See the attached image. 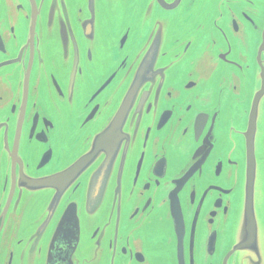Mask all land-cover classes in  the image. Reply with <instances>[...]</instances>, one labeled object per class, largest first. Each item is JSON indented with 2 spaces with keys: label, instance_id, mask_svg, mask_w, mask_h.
<instances>
[{
  "label": "water",
  "instance_id": "obj_1",
  "mask_svg": "<svg viewBox=\"0 0 264 264\" xmlns=\"http://www.w3.org/2000/svg\"><path fill=\"white\" fill-rule=\"evenodd\" d=\"M70 1L74 32L65 0H45L39 12L30 0H0V53L4 51L2 32L7 36L8 27L16 29L20 24H29L33 34L36 26H48L53 53L51 74L56 78L43 91L48 93V104L61 98L62 82L58 79L67 73L69 81L63 83L68 87L65 90L68 114L73 100L79 98L86 84L82 81V61L87 60L81 50L80 54L79 50H72L73 39L78 34L85 47L92 45V57H95L101 49L94 36L95 22L100 31L103 28L107 40L124 26L129 0H99L103 7L99 11L96 0ZM180 1L171 0L170 4ZM155 3L167 4L166 0ZM65 25L69 30L67 39ZM128 34L130 28L120 38L121 51ZM156 45L155 38L147 44L148 51L132 62L125 59L127 70L105 96V101L87 113L82 125L88 126L80 131L81 136L65 166L57 165L51 171L49 139L43 129L34 128L37 114L32 115L29 123L26 120L25 137L39 145L37 150L33 146L29 149L35 151L32 167L45 174L35 178L23 167L22 156L29 151L20 149L23 136L19 135L27 83L33 88L29 99L42 97L36 88L40 72H31L28 68L23 77L21 115L14 126L12 145L7 140L2 143L9 171L6 179H10L11 188L5 207L0 210V218L7 219L0 244V264H40L38 252L29 246L37 236L31 237L28 230H18L19 223L26 225L33 216L49 221V236L43 248L45 264H127L118 256L113 260L117 251L127 253L125 247L119 248L116 240L122 239L125 233L134 234L145 228L147 234L153 235L150 239L165 236L169 249L173 243L176 253L172 264H218L220 246L225 244L226 248L229 238L230 246L222 264H264V73L246 123L224 121L219 128L216 114L210 123L192 116L187 123L184 117H173L171 109L160 105V89L166 72L159 75L152 71L157 61L154 59ZM16 62V58L8 61L10 65ZM76 73L81 89L75 88ZM12 78L11 89L17 84V76ZM151 80L157 84L156 100L148 89ZM109 82L107 78L105 85ZM165 92L168 97L173 94L170 102L177 104L174 97L178 90L174 92L170 88ZM6 106L16 112L15 105L7 103ZM42 126L50 127L51 123L44 119ZM3 127L7 132L8 125ZM225 129L229 131L228 137ZM2 163L0 154V167ZM0 182L4 193L6 183L1 172ZM14 191L16 199L9 215L6 212ZM42 227L40 230L45 233ZM20 236L26 240L22 241ZM196 238L200 243L197 259L194 258ZM188 240L192 244L190 255L186 254ZM136 252L141 258L138 261L143 262L142 253ZM241 256L245 260L240 261Z\"/></svg>",
  "mask_w": 264,
  "mask_h": 264
},
{
  "label": "flooded vegetation",
  "instance_id": "obj_2",
  "mask_svg": "<svg viewBox=\"0 0 264 264\" xmlns=\"http://www.w3.org/2000/svg\"><path fill=\"white\" fill-rule=\"evenodd\" d=\"M39 12L45 0H30ZM60 2L64 0H59ZM68 13L71 19L73 32L76 26L72 19L71 1L65 0ZM152 0H129L124 12V26L114 31L107 40L103 36L99 25L95 22V39H98V46L101 47L95 57L93 46H84L77 34L76 39L71 43L72 50H80L84 53L82 61L84 76L82 81L85 87L80 88L78 82L79 74L76 73L75 88L81 89L80 96L73 100L70 114H68V101L66 96L68 83L67 73L62 77L59 75L58 81L61 90V98L48 104V93L43 91L46 84H50L56 78L51 74L53 57L50 46V30L48 26H36L31 34L29 24H20L17 28L8 27L6 34L2 32L3 49L0 53V154L3 163L0 172L4 175L6 190L3 192L2 182H0V210L7 202L10 179L7 170L6 155L2 151V143L8 141L11 147L13 134H15V124L21 115L19 107L23 101V77L30 68L31 72H40V83L36 86L42 93L38 100L29 99L30 90L33 88L27 83L28 94L25 99L23 110V124L21 133L22 145L20 149L26 148L28 151L33 146L34 150L39 145L33 140L29 141L23 132L26 120L30 122L32 115L37 114L38 120L34 128L37 131L43 129V133L49 139L52 150L51 171L57 165L65 166L72 156L76 141L81 136L80 131L88 124L82 125L90 110L102 104L105 96L114 87L127 70L126 60L132 62L142 52L148 51L147 44L156 38L155 58L152 71L154 74L166 72L164 85L160 89V105L167 110L171 109L170 115L173 117H184L187 123L193 118H201V122L210 123L213 114H216V122L219 128L224 121L228 123H246L254 95L257 88L262 84V72L264 73V0H181L171 6V0H166L167 4L156 5ZM98 11L103 9L102 3L96 0ZM151 5V7H149ZM31 12H29V17ZM130 28L127 41L122 46L120 38ZM1 35V33H0ZM69 37L68 26L65 25V39ZM98 37V38H97ZM11 58H16L15 64H9ZM126 59V60H125ZM72 68V64L71 67ZM184 69H186L184 71ZM66 71V68H63ZM219 71V72H218ZM168 74L171 75L169 81ZM13 76H17V84L10 88V81ZM110 81L106 86L105 81ZM157 84L154 81L148 82V89L154 94L156 100ZM178 90L174 100L177 104L171 103L166 90ZM76 89V90H77ZM78 91V90H77ZM53 96V95H52ZM4 100V101H3ZM9 103L15 105L16 112L11 111ZM4 107V108H3ZM205 117V121H203ZM264 117V114H263ZM44 119L51 123L50 127H43ZM198 119V121H199ZM42 122V123H41ZM225 123V124H228ZM3 125H8L7 132ZM35 131L34 134L37 132ZM225 137L229 136L228 129H225ZM35 151L25 152L22 156L23 167L27 174L33 178L42 177L45 174L36 172L32 167ZM51 171L49 173H51ZM4 185V183H3ZM84 185V184H83ZM83 189V187H82ZM16 191L11 197L10 207L7 214L13 207L16 199ZM41 207L39 206V209ZM46 205L42 206L44 210ZM41 212V211H39ZM12 214V213H10ZM9 214V215H10ZM23 215V213L21 212ZM165 219L168 214L165 212ZM6 220L0 218V244L5 230ZM122 221V220H121ZM124 223V222H123ZM45 233H42L40 227ZM147 227V226H146ZM18 230L23 232L28 230L31 237L35 234L36 239L30 241V247L38 252V262L45 264L43 258V248L49 236V221L44 217L33 216L26 225L20 224ZM153 235L146 232L125 233L122 239L117 238L116 244L126 248V254L119 251L113 256V260L118 256L125 259L127 264H166L176 253L173 243H170L165 236L152 238ZM231 236V231H230ZM22 241L26 239L19 237ZM36 241V243H35ZM225 248V244L220 246L218 264H222L224 254L230 246V238ZM167 248L164 250L165 246ZM135 251V252H134ZM143 255V262L138 253ZM192 251L191 241H187L186 254ZM200 251L199 239H195L194 258L197 259ZM134 252V253H133ZM35 257V252L31 253ZM134 256V259L131 258Z\"/></svg>",
  "mask_w": 264,
  "mask_h": 264
},
{
  "label": "rangeland",
  "instance_id": "obj_3",
  "mask_svg": "<svg viewBox=\"0 0 264 264\" xmlns=\"http://www.w3.org/2000/svg\"><path fill=\"white\" fill-rule=\"evenodd\" d=\"M239 259H240V261H243V260H245V257L244 256H241Z\"/></svg>",
  "mask_w": 264,
  "mask_h": 264
}]
</instances>
